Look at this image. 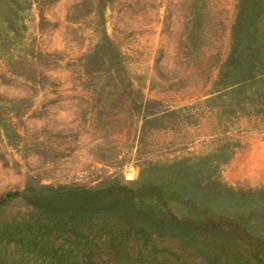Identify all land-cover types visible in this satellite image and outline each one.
<instances>
[{
    "label": "rangeland",
    "instance_id": "obj_1",
    "mask_svg": "<svg viewBox=\"0 0 264 264\" xmlns=\"http://www.w3.org/2000/svg\"><path fill=\"white\" fill-rule=\"evenodd\" d=\"M252 40L264 50V0H0V220L121 184L160 188L177 216L193 186L208 211L225 195L264 212Z\"/></svg>",
    "mask_w": 264,
    "mask_h": 264
},
{
    "label": "trees",
    "instance_id": "obj_2",
    "mask_svg": "<svg viewBox=\"0 0 264 264\" xmlns=\"http://www.w3.org/2000/svg\"><path fill=\"white\" fill-rule=\"evenodd\" d=\"M237 40L232 61L238 60ZM247 49L258 69L264 50L255 40ZM194 187L180 216L167 210L170 196L160 188L148 194L122 184L113 192L53 189L29 201L25 218L0 220V264H264L258 200L246 209L217 195L203 201L208 211L194 199Z\"/></svg>",
    "mask_w": 264,
    "mask_h": 264
},
{
    "label": "bare ground",
    "instance_id": "obj_3",
    "mask_svg": "<svg viewBox=\"0 0 264 264\" xmlns=\"http://www.w3.org/2000/svg\"><path fill=\"white\" fill-rule=\"evenodd\" d=\"M132 175V174H131Z\"/></svg>",
    "mask_w": 264,
    "mask_h": 264
}]
</instances>
